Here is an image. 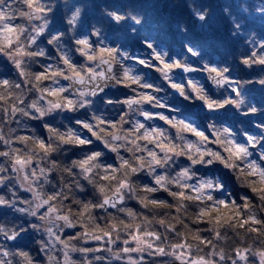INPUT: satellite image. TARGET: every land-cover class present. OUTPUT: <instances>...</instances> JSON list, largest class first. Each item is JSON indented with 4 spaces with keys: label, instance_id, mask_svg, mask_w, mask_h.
Segmentation results:
<instances>
[{
    "label": "clouds",
    "instance_id": "9594fccd",
    "mask_svg": "<svg viewBox=\"0 0 264 264\" xmlns=\"http://www.w3.org/2000/svg\"><path fill=\"white\" fill-rule=\"evenodd\" d=\"M92 8L0 2L22 21L13 39L0 33V264H264V98L253 91L264 89V67H253L264 58L217 44L204 7L193 13L203 45H173L167 69L182 72L153 79L140 68L150 60L129 63L145 42L169 56L156 32L139 31L144 15L101 5L90 19ZM126 22L140 47L110 28ZM172 29L191 36L186 23ZM121 86L137 96L120 99Z\"/></svg>",
    "mask_w": 264,
    "mask_h": 264
},
{
    "label": "trees",
    "instance_id": "16d2710c",
    "mask_svg": "<svg viewBox=\"0 0 264 264\" xmlns=\"http://www.w3.org/2000/svg\"><path fill=\"white\" fill-rule=\"evenodd\" d=\"M6 3H11L12 0H5ZM93 5L92 11L89 14L90 19H99L100 6L104 5L109 11H117L123 13L131 11L133 13H141L145 17V23L140 27L139 31L147 30L149 32H156L157 37L167 44L169 56H172L170 49L173 45H177L176 52L179 53L183 46L179 44L181 40L193 39L203 45L204 38L203 31L196 30L197 20L194 19L193 13L202 12L204 7L209 9V19L211 20V31L216 43L225 48L229 53L236 55L239 54L244 59H252L253 54L257 60L264 58V0H178L181 5H174L177 0H88ZM188 5H191L189 10ZM16 5H13L15 7ZM26 7V6H21ZM227 9V11H225ZM8 27L17 29L22 21L19 16L14 19H5ZM57 23L54 27L59 25V13L56 17ZM177 23H186L190 26L191 36L179 37L177 32L173 31L172 26ZM153 25H156L154 28ZM239 25V27H237ZM135 25L126 22L122 27H117L114 23L110 25L111 30L123 33L124 43L133 48L140 47V37L137 35H129V29ZM7 32V31H6ZM7 37L13 38L16 31L7 32ZM4 38L0 37V40ZM147 43L143 45L141 52H147ZM155 47V45L153 46ZM167 57V58H168ZM186 59H189L186 57ZM195 58H190L189 63L192 67L200 69L202 65L194 62ZM0 61L7 64L6 58L0 54ZM42 64H49L41 58ZM51 62V61H50ZM52 63V62H51ZM264 65L254 64L253 67ZM35 71L41 72L44 75H49L48 71L35 65ZM159 68L155 66L150 67V73L153 79L161 78V74L157 72ZM164 71V69L162 70ZM161 71V72H162ZM14 69L11 65L8 66V78L13 76ZM2 75V74H0ZM18 76V73L16 74ZM15 78V77H13ZM51 81L45 80L44 84L47 85ZM136 85L131 86L135 88ZM152 92V89H150ZM143 91V89L141 90ZM187 91V90H186ZM264 98V89H253ZM124 94L130 97H136L137 93L132 92L130 88H124ZM155 94V93H154ZM64 96H69V93H64ZM158 95V94H157ZM71 98V96H69ZM55 99V97H53ZM182 99V98H181ZM198 101V100H195ZM200 102V101H199ZM186 107L184 101H181ZM172 106L164 109H154L155 112L168 111ZM257 115V114H253ZM37 126H39L37 124ZM129 127V125H125ZM170 127V125H169ZM209 139H213L210 132H205ZM94 139V138H93ZM264 143V141H262ZM216 148L215 145H209ZM90 147V146H89ZM111 159V156H109ZM255 179V177H253ZM166 196V194H161ZM67 234V233H66Z\"/></svg>",
    "mask_w": 264,
    "mask_h": 264
},
{
    "label": "rangeland",
    "instance_id": "374dc122",
    "mask_svg": "<svg viewBox=\"0 0 264 264\" xmlns=\"http://www.w3.org/2000/svg\"><path fill=\"white\" fill-rule=\"evenodd\" d=\"M0 33H4L6 36L9 34V33H7L6 30L4 29V26H3L2 23H0ZM0 37H1V38H4L3 35H0ZM8 39H13V38L8 37ZM149 42H150V41H149ZM149 53H152V49H148L147 52H141V51H139V52L136 53V59L133 60V61H130L129 63L135 65V64H138V63H139V60H140V59H147V60H150V61H151L150 66L145 67L144 65H140V68L143 69L144 71L150 73V72H151V71H150V67H151V66H155V69H156V68H159V71L157 70V72H159L160 74H162L161 71L164 69V64L161 63L160 60H157V59H156V55H155L154 53H153L152 55H149ZM1 55H3V54H1ZM78 59H79V58H78ZM162 59H163L164 63H170V62H171V57H168V58H167V57H163V56H162ZM49 63H51V62L49 61ZM169 73H170V75H172L173 77H175L176 74H178V73H180V72L177 70L176 67H173L172 69H169ZM150 74H151V73H150ZM194 75H197V73H189V74H188V78H191V77L194 76ZM173 82H178V81L174 79ZM61 84H66V83L64 82V80H61ZM133 85H134V84H133ZM133 85H132V86H133ZM184 87H185V90H188V85H187V81H186V80L184 81ZM143 91L151 92L150 89H147V90H144V89H143ZM113 95H115V93H114ZM120 95H121V96L119 97L120 99H128V98H130V96H128V95L126 96V94H124V87H123V86H121ZM192 96H195V93H192ZM189 103H200V102H199V101H195V100H191V99H190ZM185 104L189 107L188 102H185ZM145 107L149 108L154 114H155V113H158V112H155L156 109L154 110V109L151 108V105H146ZM160 112L164 113L165 115H169L170 117H171V115L173 114L171 108H169L168 111H165V110L163 111V110H162V111H160ZM154 122L157 123L158 125L162 126V127H169V125L165 124L163 121H160V120L158 119V116H156V117L154 118ZM89 135H90V134H89ZM189 136H191V134H189ZM23 235H24V234H22V236H23Z\"/></svg>",
    "mask_w": 264,
    "mask_h": 264
},
{
    "label": "snow or ice",
    "instance_id": "6c2138e0",
    "mask_svg": "<svg viewBox=\"0 0 264 264\" xmlns=\"http://www.w3.org/2000/svg\"><path fill=\"white\" fill-rule=\"evenodd\" d=\"M0 2H2V0H0ZM6 18H8V17H7L2 11H0V21L4 20V19H6ZM116 18H117V19H121V17H119V16L116 17ZM6 31H7V32H13V31H16V29H12V28H10V27H7V28H6ZM9 42H11V41H9ZM80 43L83 44V45H85V46L88 45V42H87V41H80ZM149 47H151V45H149ZM105 51H106V50L101 49V50H100L101 55L105 54ZM108 54H111V52L109 51ZM89 59H94V57L89 56ZM156 59H157V60H160L161 63L164 64V68H165V69H167V68H169V67H172V66L168 65L167 63H164V61H163V59H162V57H161L160 55H157ZM66 62H67V61H66ZM261 63H264V61H261ZM174 66H179V65H174ZM213 71H216V70L213 69ZM209 106L211 107L212 105L209 104Z\"/></svg>",
    "mask_w": 264,
    "mask_h": 264
},
{
    "label": "water",
    "instance_id": "95a60500",
    "mask_svg": "<svg viewBox=\"0 0 264 264\" xmlns=\"http://www.w3.org/2000/svg\"><path fill=\"white\" fill-rule=\"evenodd\" d=\"M192 67V66H191ZM194 68V67H193ZM168 71V70H167ZM179 72H182V69L178 68ZM169 72V71H168ZM66 84L68 83L67 81H64Z\"/></svg>",
    "mask_w": 264,
    "mask_h": 264
}]
</instances>
